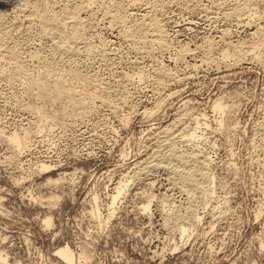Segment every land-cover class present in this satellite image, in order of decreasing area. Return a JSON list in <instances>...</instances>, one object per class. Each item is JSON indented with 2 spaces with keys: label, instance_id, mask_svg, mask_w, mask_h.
<instances>
[{
  "label": "rangeland",
  "instance_id": "obj_1",
  "mask_svg": "<svg viewBox=\"0 0 264 264\" xmlns=\"http://www.w3.org/2000/svg\"><path fill=\"white\" fill-rule=\"evenodd\" d=\"M0 73L6 264H264V0H0Z\"/></svg>",
  "mask_w": 264,
  "mask_h": 264
},
{
  "label": "bare ground",
  "instance_id": "obj_2",
  "mask_svg": "<svg viewBox=\"0 0 264 264\" xmlns=\"http://www.w3.org/2000/svg\"><path fill=\"white\" fill-rule=\"evenodd\" d=\"M115 6H117V5H115ZM118 9V8H117ZM78 10V9H77ZM79 11H80V9H79ZM81 11H82V9H81ZM77 12V11H76ZM72 25V24H71ZM15 54V53H14ZM15 57H16V55H14ZM13 57V56H12ZM15 59V58H14ZM1 74V73H0ZM72 74V73H71ZM16 82V81H15ZM61 85V84H60ZM58 88H60V87H58ZM42 89V88H41ZM61 89V88H60ZM63 89V88H62ZM56 90H57V88H56ZM64 90V89H63ZM55 91V92H64L65 93V91ZM68 92V91H67ZM66 94V93H65ZM57 95H60L59 93L57 94ZM63 95H61V97H62ZM57 97V96H56ZM80 97V96H79ZM59 98V97H58ZM57 98V99H58ZM79 102H80V100H79ZM215 109H217V110H219V111H223L224 109H223V105L221 104V103H218L215 107H214ZM227 109V108H226ZM216 110V111H217ZM218 111V112H219ZM221 113V112H220ZM196 133H192V136L191 137H195L196 135H195ZM28 136V135H27ZM11 138V137H10ZM9 140V139H8ZM10 141V140H9ZM11 142H12V144H13V146H16V148L18 149V151H22L23 149H25V146H26V143H27V140L25 139V138H19L18 136H17V134L16 135H14L12 138H11ZM10 142V143H11ZM12 146V145H11ZM171 157L172 158H176V160L180 163V164H182L183 165V163L185 162H187L186 161V159H184L183 157H182V154L181 155H179L175 150H172L171 152ZM178 158V159H177ZM188 160V159H187ZM192 161V160H191ZM185 166V165H184ZM44 167V166H43ZM157 168V167H156ZM190 168V167H189ZM45 169H47V167L45 168ZM195 169V168H194ZM44 171V170H43ZM179 175L181 176V179L184 181V182H186V183H188V184H192V185H194V186H196V188L198 187V188H200V186L199 185H197L196 184V181H198V179H196L197 177H196V175H195V173L194 172H185L184 171V169L183 170H180L179 169ZM200 172V171H199ZM198 173V172H197ZM201 175V174H200ZM202 178H203V180H206L207 181V184H210L209 182H211V179H210V177H208V176H206V174H203V176H202ZM205 181V182H206ZM193 186V187H194ZM125 188H126V186H121L120 188H118V192H117V195L116 196H114V198H113V200H114V202H116V200L119 198V196L121 197V195L124 193V191H125ZM127 190V189H126ZM203 190V189H202ZM146 210H148L149 209V206H147L146 208H145ZM94 211V210H93ZM100 213V212H99ZM94 216V215H93ZM97 216V215H96ZM52 224H53V221H52V219L51 218H48V219H46L45 221H44V225H46L48 228H50L51 226H52ZM184 233H186V230L184 231ZM83 252V251H82ZM57 255L61 258V259H63L65 262H66V264L67 263H69V264H74L75 263V255H74V253L72 252V250H70V248H61V249H59L58 251H57ZM82 258L83 259H85L86 260V258H87V256H86V253H82ZM6 261H7V258L6 257H4L3 255H1L0 256V264H6ZM8 262V261H7ZM87 264V263H86Z\"/></svg>",
  "mask_w": 264,
  "mask_h": 264
}]
</instances>
